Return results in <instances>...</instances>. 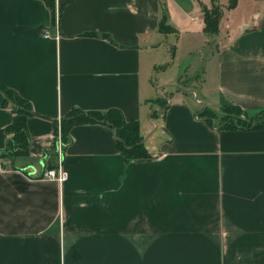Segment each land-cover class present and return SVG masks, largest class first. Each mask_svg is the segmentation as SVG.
<instances>
[{"label":"crops","instance_id":"0c3cea01","mask_svg":"<svg viewBox=\"0 0 264 264\" xmlns=\"http://www.w3.org/2000/svg\"><path fill=\"white\" fill-rule=\"evenodd\" d=\"M236 1L0 0V82L35 113L29 153L0 156V264H264V128L217 121L264 110V0ZM74 109L138 120L151 156L89 122L61 157ZM13 116L0 103V155Z\"/></svg>","mask_w":264,"mask_h":264},{"label":"trees","instance_id":"16d2710c","mask_svg":"<svg viewBox=\"0 0 264 264\" xmlns=\"http://www.w3.org/2000/svg\"><path fill=\"white\" fill-rule=\"evenodd\" d=\"M50 4V2L48 1ZM237 1L231 0L228 9L236 6ZM224 14V9L213 4L211 8H204L205 31L207 33H216L219 30L220 20ZM160 30L164 33L173 32L169 23V13L166 7L162 9L160 19ZM0 103L3 106L11 105L14 109L12 123L6 128L10 135L6 150L0 155L8 157L9 155H27L30 150V135L27 119L35 114L29 101L19 95L15 90L0 82ZM236 108L243 111L239 106H228L225 108ZM245 112V111H244ZM264 114L263 111H259ZM89 122H103L111 125L116 130L118 151L122 153L126 161L148 158L151 156L147 149L144 138L140 133V122L138 120L128 121L118 109H110L106 112L101 111H83L74 109L63 118L61 127L63 142L66 145L67 135L72 126L76 124ZM228 127L243 126L247 128H264V121L251 123L249 126L229 121Z\"/></svg>","mask_w":264,"mask_h":264},{"label":"rangeland","instance_id":"374dc122","mask_svg":"<svg viewBox=\"0 0 264 264\" xmlns=\"http://www.w3.org/2000/svg\"><path fill=\"white\" fill-rule=\"evenodd\" d=\"M58 18H59L58 13H56L54 18V25L56 27L58 25ZM165 103L166 102L164 101L162 105H165ZM217 121L219 124L222 123L226 124L229 121H233V122L236 121L237 123L249 126V124L251 123H256V122L260 123L264 121V114H261L260 112L248 113L236 108H227L224 112L220 114V117H218Z\"/></svg>","mask_w":264,"mask_h":264},{"label":"built area","instance_id":"2783aa9c","mask_svg":"<svg viewBox=\"0 0 264 264\" xmlns=\"http://www.w3.org/2000/svg\"><path fill=\"white\" fill-rule=\"evenodd\" d=\"M44 37H50V34L48 33V30L47 29H44ZM61 37V34L58 30V25L56 27V34L54 36L55 39L59 40ZM58 152L60 153L61 157H62V153H63V147L65 146L63 140H62V137H61V133H60V136L59 138L57 139V143L55 144ZM1 167V165H0ZM42 177H45V178H48V179H51V180H56L60 183H63L64 181H66L69 177V174L66 170L62 169L61 166L59 167H51V168H47Z\"/></svg>","mask_w":264,"mask_h":264}]
</instances>
